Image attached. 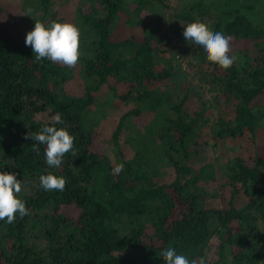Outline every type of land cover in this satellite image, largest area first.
<instances>
[{
    "label": "trees",
    "instance_id": "1",
    "mask_svg": "<svg viewBox=\"0 0 264 264\" xmlns=\"http://www.w3.org/2000/svg\"><path fill=\"white\" fill-rule=\"evenodd\" d=\"M49 3L20 0L16 10L29 22L16 25L23 36L37 20L77 25L75 68L0 40V170L17 173L29 210L12 224L0 220V264H164L158 254L169 246L209 264H264V0H192L168 12L164 0H75L71 15ZM197 18L231 37L230 68L183 37V24ZM176 19L182 26L171 35L165 25L174 31ZM185 60L204 65L217 108L227 109L211 121L212 135L221 143L255 140L250 152L238 147L215 164L225 195L204 184L214 169L198 155L209 115L204 104L186 106ZM76 69L86 80L80 90L69 88ZM100 85L112 96L119 86V98L133 104L118 117L108 149L88 115ZM146 112L153 116L141 122ZM56 113L64 120L56 127L75 137L76 156L65 154L51 169L45 145L37 154L25 136ZM116 163L125 166L119 175ZM48 171L66 179L63 191L40 187Z\"/></svg>",
    "mask_w": 264,
    "mask_h": 264
},
{
    "label": "clouds",
    "instance_id": "2",
    "mask_svg": "<svg viewBox=\"0 0 264 264\" xmlns=\"http://www.w3.org/2000/svg\"><path fill=\"white\" fill-rule=\"evenodd\" d=\"M183 37L203 48L209 62L223 69L230 68L236 57L231 52V37L220 31H213L208 24L200 19L183 24ZM26 46L35 54L37 61L49 60L72 69L80 59V30L77 25L67 21L50 20L47 23L35 21L34 27L26 33ZM64 124L61 114L56 113L44 122L39 131L28 133L25 139L34 141L32 151L39 154V145H45V162L51 169H58L65 154L74 149L75 137L66 127H56ZM123 163H116L113 172L119 175L124 170ZM63 176L55 175L52 171L39 176V185L44 191H63L66 186ZM23 190L22 181L17 179V173L0 170V220L12 224L17 216L23 218L29 214L26 203L20 198ZM164 264H209L204 256L190 259L187 255L178 254L175 247L169 246L158 254Z\"/></svg>",
    "mask_w": 264,
    "mask_h": 264
},
{
    "label": "rangeland",
    "instance_id": "3",
    "mask_svg": "<svg viewBox=\"0 0 264 264\" xmlns=\"http://www.w3.org/2000/svg\"><path fill=\"white\" fill-rule=\"evenodd\" d=\"M192 0H164V3H168V10L173 11V7L176 5H184L186 3H189ZM3 4H1L4 7L3 13L0 15V40H11L12 42H20L22 45H25V36H23V32L20 30V27L16 25L17 22H23V24L27 25L28 17L25 16L24 11L22 10L20 13L17 12V7L20 2V0H2ZM134 2H127V5H133ZM49 8L51 11L58 8L60 6L61 9L64 10V12L68 15L72 14V10L75 8V0H50ZM7 8V11H6ZM177 9V8H176ZM178 11L180 10L177 9ZM166 11V9H163V13ZM167 12L165 13V17L163 20L165 21V18L168 17V23H169V16H167ZM26 20H23V19ZM166 22V21H165ZM168 23H166L165 28L167 32H169L171 35H175L177 31L179 32L182 26L181 21L175 20L174 21V31L168 28ZM137 26L134 27V30H137ZM121 29L115 28V31H119ZM24 38V39H23ZM238 49L239 46L237 47ZM237 49V50H238ZM183 66L185 69L189 71L187 80L183 81L184 83H187L188 81L191 82V92L188 94V100L185 101L186 106L189 108V110H195L199 109L203 104L206 106L205 110L207 114L205 116L208 117V121L204 123L203 126L200 128V136L199 140L202 141L203 144H201V150L198 155H200L201 158H208L207 160L212 163L213 169V178H207L204 180V184L207 188H216L219 190L220 193L223 195L227 194L226 191H224L225 186L219 184L221 182L220 179V171L216 168L215 164L223 163V161L231 157L234 152L237 150L238 147L242 149L243 147L246 152H250V150L254 149V141H251L249 139V136L243 139L237 140V144L233 140L226 141L224 143L219 142L215 136L212 135L211 130H209L211 126V121L215 119L216 116L223 115L224 112L227 110L225 107L217 108L215 97H212L213 93L215 92V89L212 90L209 88V82L207 81L208 78H206V75H202L204 72H206V69L204 65H199L197 67L191 66L186 62V60L183 63ZM194 69V70H193ZM206 78V81L204 82L203 79ZM83 81L86 82L85 78L80 74V72L76 69L74 70L73 77L71 78L69 82V88L72 90H80L83 88ZM106 86L100 85L96 90L94 98V102L90 105V109H94V111H91L88 113L89 117L91 119H97L98 122L96 124L97 129V135L98 136V142L100 144L105 145L107 149L109 146H111L110 141V134L112 129L114 128V125L117 122L118 117L120 116L121 112L124 110H127L133 106L131 101H124L119 98L117 95L119 92L120 87L114 89V95L112 96L109 92H105ZM201 95V96H200ZM190 98V99H189ZM99 102L101 105H99ZM94 104H98L100 106V112L102 110V114L100 115L96 113L98 111V107H93ZM202 104V105H201ZM211 111H210V109ZM153 116V112H146L145 117L141 120V122H144L151 118ZM133 120V119H132ZM137 124H140V120H136ZM207 144H205V143ZM244 142L246 146L244 147ZM243 150V149H242ZM259 152L261 149L258 150ZM217 160V161H216ZM191 162H200L197 158H194L191 160ZM219 161V162H218ZM207 162V161H206ZM219 193V194H220ZM218 194V195H219ZM223 197H220V199Z\"/></svg>",
    "mask_w": 264,
    "mask_h": 264
}]
</instances>
